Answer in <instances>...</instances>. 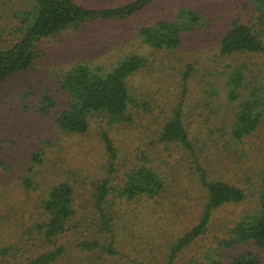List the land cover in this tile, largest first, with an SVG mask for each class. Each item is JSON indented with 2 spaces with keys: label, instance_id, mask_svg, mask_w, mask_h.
Listing matches in <instances>:
<instances>
[{
  "label": "rangeland",
  "instance_id": "rangeland-1",
  "mask_svg": "<svg viewBox=\"0 0 264 264\" xmlns=\"http://www.w3.org/2000/svg\"><path fill=\"white\" fill-rule=\"evenodd\" d=\"M75 1L107 8L134 0ZM185 6L197 12L198 19L181 31L177 47L154 48L142 40V26L172 21ZM32 7L33 0H0V49L22 37V15ZM258 7L256 0H154L124 20L95 19L41 39L33 65L0 84V264H35L59 246L63 254L48 264H209L217 255L225 259L245 251L243 245L227 248L222 241L236 220L258 206L264 105L255 132L234 140V106L226 102L217 79L226 64L239 62L264 90V56L222 57L218 46L233 20L259 25L264 33L257 19L264 21L259 12L264 13V6ZM32 19L31 13L27 24ZM127 54L144 61L127 77L130 119L110 121L99 112L90 117L85 133L62 132L57 118L70 102L60 86L66 71L85 62L103 72ZM178 108L191 148L159 139ZM105 140L113 145V155ZM31 153L41 161H32ZM140 166L156 173L162 190L128 201L117 197L111 188ZM202 175L242 188L246 199L215 209L205 232L171 257V245L203 212L207 194ZM25 177L32 186L24 187ZM102 181L110 186L103 205L108 226L93 201L95 186ZM60 182L74 188L75 214L67 232L47 240L38 229L46 220L40 200ZM84 239L98 247L80 252L78 243Z\"/></svg>",
  "mask_w": 264,
  "mask_h": 264
},
{
  "label": "trees",
  "instance_id": "trees-1",
  "mask_svg": "<svg viewBox=\"0 0 264 264\" xmlns=\"http://www.w3.org/2000/svg\"><path fill=\"white\" fill-rule=\"evenodd\" d=\"M152 1L154 0H134L126 5L95 9L84 7L75 0H33L31 11H25L26 13L23 12L22 15L26 23L22 37L11 47L0 49V84L9 76L24 72L33 65L37 56V43L41 39L66 28L77 27L86 21L124 20ZM256 1L259 7L262 4L264 6V0ZM191 9L185 6L180 13L181 16H175L172 21L161 19L153 25L142 26L139 30L140 37L154 48L177 47L181 42V31L197 22V12ZM259 12L263 17L262 9ZM27 13L28 15L32 13L33 16L28 24ZM257 19L259 24H264L261 17ZM262 28L250 22L233 20L220 38L218 54L222 57L239 56L244 53L264 56ZM143 66L144 61L137 54H127L103 72L85 62L77 63L68 69L60 84L61 89L67 92L70 98L68 107L57 118L62 132L85 133L89 129L90 117L99 112L105 113L110 121H128L130 117L127 110L132 102V96L127 87V77ZM245 70L244 64L234 62L226 64L218 71L217 82L225 90V100L230 106H234L230 119V136L236 141H241L255 132L261 121L260 107L264 105L262 85ZM252 77L254 80L249 79ZM179 109L175 110L174 117L163 126L159 139L191 148ZM105 143L107 150L113 155L115 151L110 140H105ZM29 158L36 162L41 161L42 157L37 153H31ZM201 178L207 194L203 212L197 224L171 245V257L205 232L211 213L215 209L225 204L241 203L246 199L244 190L234 184L223 180H209L204 175ZM261 180L257 208L236 220L230 229L229 237L222 241L227 248L245 246L247 249L225 259L217 255L216 258L209 259V264H264V170ZM107 182L97 184L93 193L94 205L105 226H108V221L103 205L110 192ZM32 184L30 177L24 178V187L28 188ZM162 188L163 183L156 173L149 167L140 166L127 171L124 182L111 190L117 197L128 201L139 195L159 194ZM73 202L74 188L69 182L53 185L40 200V207L46 215V220L42 225H38V229L47 240L68 231L70 220L75 214ZM78 247L80 252H86L96 249L98 244L84 239L78 243ZM63 252V247L59 246L43 253L34 263L48 264Z\"/></svg>",
  "mask_w": 264,
  "mask_h": 264
},
{
  "label": "crops",
  "instance_id": "crops-1",
  "mask_svg": "<svg viewBox=\"0 0 264 264\" xmlns=\"http://www.w3.org/2000/svg\"><path fill=\"white\" fill-rule=\"evenodd\" d=\"M82 5V4H81ZM82 6H84V5H82ZM84 7H87V6H84ZM88 8H90V7H88ZM95 9H99V8H95ZM86 22H88V21H86ZM85 23V22H84ZM83 24V23H82ZM118 61V60H117ZM77 63H80V62H77ZM77 63H75V64H77ZM74 64V65H75ZM71 68V67H70Z\"/></svg>",
  "mask_w": 264,
  "mask_h": 264
}]
</instances>
